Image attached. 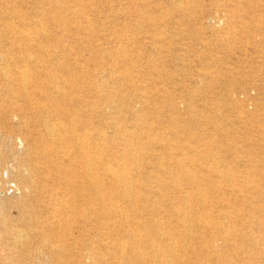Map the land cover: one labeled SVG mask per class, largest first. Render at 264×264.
<instances>
[{
    "label": "rangeland",
    "instance_id": "374dc122",
    "mask_svg": "<svg viewBox=\"0 0 264 264\" xmlns=\"http://www.w3.org/2000/svg\"><path fill=\"white\" fill-rule=\"evenodd\" d=\"M0 54L9 58L10 72L19 58L27 62L23 80L17 75L6 83L0 74V149L10 137L15 164L32 171L51 165L42 153L50 145L43 125L47 116L63 130L71 127L62 109L74 117L75 130L84 118L91 125L94 177L105 184L107 205L97 198L89 212L64 207L80 187H69L74 166L59 158L61 199L45 193L38 207L41 219L83 227L89 215L85 228L93 236L101 214L119 206L129 220L139 208V222L148 225L151 209L174 201L176 187L185 181L170 175L175 154L186 157L183 172L213 178L211 192L195 193L188 206L166 211L168 217L192 216L189 245L206 247L209 220H218L222 205H228L229 218L219 219L231 220L235 228L248 222L234 217L252 214V203L257 220L263 218L264 0H0ZM3 98L38 99L23 106ZM55 111L58 116H51ZM179 138L190 147H178ZM196 153L199 160L193 163ZM12 165L0 163V203H8L6 212L18 218L15 204L28 199L13 185L20 183L17 176L8 180ZM107 170L108 178L98 177ZM40 175L34 172L31 179ZM129 186L133 194L126 198ZM80 190L96 196L94 190ZM59 203L63 208L57 211ZM257 231L255 236H264V228ZM146 233L152 231L139 229V238ZM25 254L12 246L0 252V264H26ZM199 259L216 264L206 255Z\"/></svg>",
    "mask_w": 264,
    "mask_h": 264
},
{
    "label": "bare ground",
    "instance_id": "6f19581e",
    "mask_svg": "<svg viewBox=\"0 0 264 264\" xmlns=\"http://www.w3.org/2000/svg\"><path fill=\"white\" fill-rule=\"evenodd\" d=\"M12 57L13 53H11L9 58ZM9 58L0 54V63L2 65L0 74L2 78L6 80V83L12 77L15 80L17 75L22 80L25 79L27 76L25 58H19L18 62L15 61V70L12 72L8 69V65H10ZM163 84L165 83L163 82ZM3 99H7L12 104H18L20 101L25 106L35 102L38 98ZM45 99L55 101L57 98ZM83 103L87 105L86 102ZM9 113L12 114V112ZM50 113L51 116H58L56 111ZM61 113L66 118L68 128L69 126L71 127L68 130L66 127L63 130L61 122L56 124V122L52 121V117L48 116L44 119L43 124L45 136H47L50 145L42 153L49 158V164L51 165L39 167L38 171L35 169H33L35 171H32L28 167L22 168V163L15 164L17 160L12 158L10 137L4 143L3 148L0 149V163H13L10 168L11 176L8 180L13 181L17 176L20 183L17 181L13 185L17 189L21 188L24 192L23 198L28 199L26 203L15 204L19 219L16 215H9L6 212L5 209L9 208L8 203H0V252L15 245L21 246L23 252L26 253L25 255L29 256V262L26 264H206L205 261L199 259V255H206L209 259L214 260L216 264H226L223 260L226 257L240 261L239 264H264V236L254 235V231L259 230V232H262L264 215L259 221L257 220L259 219L256 214L258 207L255 203L249 205L252 214H248L246 217L242 215L234 217L236 221H242L243 218L245 220L248 219L249 223H244V229L243 227L235 228L231 220H229L230 223L228 224L220 220L221 218H229L228 205H225L226 207L222 205L224 207L221 206L218 209L216 217L218 220H209L208 225L210 230L212 229L208 239L209 244L206 241V247H201L200 250L189 245L193 237L189 229L192 216L189 213H185L175 217H168L166 211H175L183 204L188 206L192 202L195 193L204 195L211 192L214 188L209 186V183L213 181V178L209 174L202 179H198L191 173L183 172L181 167L185 165L186 157L181 158L177 154L171 156L173 161L169 165V172L171 176L182 175L185 179L182 184L185 186L178 185L176 187L174 201H170L167 204H159L157 208L151 209V214L149 211L147 212V214L151 215L148 225L143 223V221L139 222V208L136 209L132 219L129 220V217L124 215V209L119 206H112L111 209L105 210L101 214L100 220L102 224L97 227V234L93 236H90L89 231L85 228L91 221L89 215L85 217L86 225H83V227L77 222L73 224L64 222V219L57 220V225L54 226L56 222L51 221L49 217L41 219L40 217H43V215L40 212L41 208L38 209V207L45 193L50 199L60 197L58 191H56L57 186L61 183L58 174L63 169L62 164L58 161L59 158L74 166L71 171V177H74L72 179L73 184L68 182L69 187L75 185L80 187L79 190H73L71 195L75 199L70 205L64 202V207H68L72 213H77L81 208H84V212H89L94 207L95 199L97 198L100 205H107L105 184L99 182L96 175L94 177V173L97 170L94 165L96 155L91 151L90 146L93 139L90 132L91 125L84 118L79 122L81 127L75 130L73 128L75 125L74 117H71L69 112L64 109L61 110ZM15 115L17 114L15 113ZM57 116L54 119L59 120ZM176 135L177 137L182 136V134L178 133ZM105 138L104 136L103 139ZM183 141L184 139L179 138L177 141L179 146H177L182 148L190 147L189 144H185ZM194 155L195 157L190 160L193 163L199 160L197 153ZM34 172H38L39 175L43 174V178L40 175L39 179L35 180L37 181L36 186L33 184L35 181L31 179L34 176ZM103 173L104 175H102ZM107 173H109V170L102 173L100 171L97 174L98 177L101 176V179L104 180V178H108ZM119 174L118 172H113L114 176H119ZM123 175L127 176V173ZM80 189L87 190V192L94 190L96 196L94 197L93 193H86V191H81ZM184 192L185 194H183ZM123 193L126 198L133 194H131L130 186ZM61 207L60 203L56 205L57 211H60ZM178 224L182 228H177ZM141 228L146 230L149 228L152 234L146 233L143 237L141 234L139 238V229ZM84 236L87 238H84ZM236 237L238 242H232L231 239ZM105 238H110V240L105 241ZM181 238H183L182 242L178 244L177 239L181 240ZM39 240L41 245H38ZM220 241H223V244H219Z\"/></svg>",
    "mask_w": 264,
    "mask_h": 264
}]
</instances>
